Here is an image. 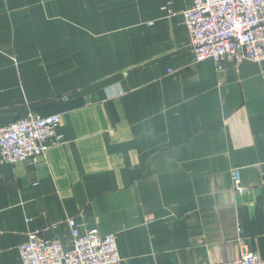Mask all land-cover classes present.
I'll return each mask as SVG.
<instances>
[{"label":"crops","instance_id":"obj_1","mask_svg":"<svg viewBox=\"0 0 264 264\" xmlns=\"http://www.w3.org/2000/svg\"><path fill=\"white\" fill-rule=\"evenodd\" d=\"M169 1L0 0V127L62 118L34 165L0 161V264L34 230L69 249L68 218L124 264L220 263L241 240L264 262V61H195L192 0Z\"/></svg>","mask_w":264,"mask_h":264},{"label":"built area","instance_id":"obj_2","mask_svg":"<svg viewBox=\"0 0 264 264\" xmlns=\"http://www.w3.org/2000/svg\"><path fill=\"white\" fill-rule=\"evenodd\" d=\"M161 6L166 16L177 14L169 0ZM187 28L195 61L213 59L218 70L223 61L239 65L244 61H264V0H192L181 12ZM168 72H171L169 69ZM60 114L39 116L26 111L0 127V161L26 162L34 165L62 136L56 132ZM235 189L239 172L232 170ZM71 230V246L44 237L41 230L29 233L19 246L20 264H124L113 233L102 235L96 228L80 230L73 218L66 220ZM236 259L211 264H264L257 253L244 249Z\"/></svg>","mask_w":264,"mask_h":264}]
</instances>
